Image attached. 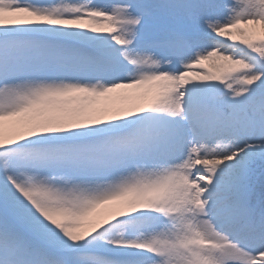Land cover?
<instances>
[{"label": "snow or ice", "instance_id": "1", "mask_svg": "<svg viewBox=\"0 0 264 264\" xmlns=\"http://www.w3.org/2000/svg\"><path fill=\"white\" fill-rule=\"evenodd\" d=\"M0 264H264V0H0Z\"/></svg>", "mask_w": 264, "mask_h": 264}]
</instances>
